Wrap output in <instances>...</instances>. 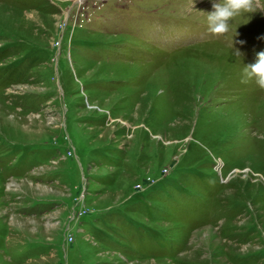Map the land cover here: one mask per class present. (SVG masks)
Wrapping results in <instances>:
<instances>
[{
  "label": "rangeland",
  "instance_id": "374dc122",
  "mask_svg": "<svg viewBox=\"0 0 264 264\" xmlns=\"http://www.w3.org/2000/svg\"><path fill=\"white\" fill-rule=\"evenodd\" d=\"M214 2L0 0V264H264V14Z\"/></svg>",
  "mask_w": 264,
  "mask_h": 264
},
{
  "label": "clouds",
  "instance_id": "9594fccd",
  "mask_svg": "<svg viewBox=\"0 0 264 264\" xmlns=\"http://www.w3.org/2000/svg\"><path fill=\"white\" fill-rule=\"evenodd\" d=\"M257 12L264 14V0H215L212 10L206 13L208 31L213 34H226L230 31V22L234 17L246 16L247 23L252 14ZM234 52L240 55L238 50ZM244 65V76L254 78L264 88V51L256 54L255 62Z\"/></svg>",
  "mask_w": 264,
  "mask_h": 264
}]
</instances>
